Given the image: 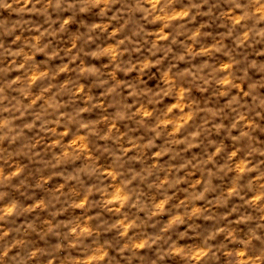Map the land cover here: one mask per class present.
I'll return each instance as SVG.
<instances>
[{
  "label": "clouds",
  "instance_id": "obj_1",
  "mask_svg": "<svg viewBox=\"0 0 264 264\" xmlns=\"http://www.w3.org/2000/svg\"><path fill=\"white\" fill-rule=\"evenodd\" d=\"M0 264H264V0H0Z\"/></svg>",
  "mask_w": 264,
  "mask_h": 264
}]
</instances>
